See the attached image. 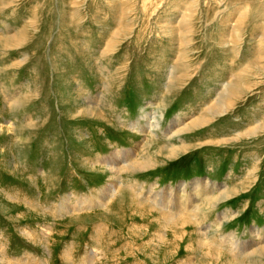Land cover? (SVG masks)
I'll return each mask as SVG.
<instances>
[{
	"label": "rangeland",
	"instance_id": "374dc122",
	"mask_svg": "<svg viewBox=\"0 0 264 264\" xmlns=\"http://www.w3.org/2000/svg\"><path fill=\"white\" fill-rule=\"evenodd\" d=\"M0 261L264 264V0H0Z\"/></svg>",
	"mask_w": 264,
	"mask_h": 264
},
{
	"label": "bare ground",
	"instance_id": "6f19581e",
	"mask_svg": "<svg viewBox=\"0 0 264 264\" xmlns=\"http://www.w3.org/2000/svg\"><path fill=\"white\" fill-rule=\"evenodd\" d=\"M186 16V15H185ZM90 109H92V108H90ZM90 109H88L87 111H86V113L87 112H90V111H92V110H90ZM224 109V108H223ZM94 110V109H93ZM213 111H214V109H213ZM215 111H217V110H215ZM221 112V111H220ZM89 114V113H88ZM213 114V113H212ZM157 114L155 113V115L154 116H149V115H146V119H147V124H146V126H148V130H151L150 131V133H152V135H155L153 132H155L156 130H159L160 131V122H162L163 121V115H161L160 116V120H156V118H155V116H156ZM211 115V114H210ZM144 118V117H143ZM98 119H99V117H98ZM201 119V118H200ZM151 120H154V123L151 121ZM137 124H139V123H136V125ZM175 124H177V123H175ZM180 124V123H179ZM178 124V125H179ZM189 124V123H188ZM173 125H174V123H173ZM141 126V125H140ZM191 127V126H190ZM157 128V129H156ZM179 128V127H178ZM192 128V127H191ZM173 129V127H171L170 128V130H172ZM189 129V127H185V129H183V130H188ZM178 130H180V129H178ZM183 130H181V131H177L178 133H182V131ZM156 133V132H155ZM156 136V135H155ZM173 136V135H172ZM131 152H126V151H118V152H114L113 154H111V155H109L108 157H103V159H101V158H98L97 159V161H98V163L99 164H102L103 166H107V168H108V170H109V172L111 173V181H109L108 183H107V185L101 190V201H102V203H100V205L101 206H103V208H108V207H110L111 206V201L113 200V199H115L116 198V196L117 195H119L120 197H121V193H122V191H123V189H121V182H120V177H121V175H122V172L123 171H125L126 169L128 170V171H130V170H141L143 167H141L142 166V164L141 163H139V162H136L135 164H130L131 162H129L130 161V158H131V154H130ZM135 162V161H134ZM124 165V166H123ZM106 171V170H105ZM126 172V171H125ZM105 173V172H104ZM211 183L210 182H206L205 183V187H203V188H205L206 190H204L203 192L201 191V193L198 195V196H201L202 198L200 199V200H198L197 199V201L195 200V196H197V195H195V196H190L189 197V199L187 198L186 199V203H187V205L185 204H182V205H184L183 206V209H176V207H175V205H171L172 206V208H175L174 210H168L165 206L166 205H162L161 207H163V209L165 208V209H167L168 210V214L169 215H171V216H173V217H175V216H177V215H183L184 216V214L185 213H187V215H190L191 213H196V210H197V208H201V207H203V206H201L200 207V205L198 204V202L199 201H201L202 199H205V198H208L214 191V189H212V188H210L209 187V185H210ZM129 187V186H128ZM124 188H126V187H124ZM198 188H200L199 186L198 187H196V189H198ZM202 189V188H201ZM130 190V189H129ZM131 190H133V189H131ZM135 190V189H134ZM203 190V189H202ZM168 192H171V193H168ZM182 193H185V194H187L188 192H187V190L186 189H183L182 191H181ZM161 192H159V193H155V192H152V189H151V191H149V197H148V199L149 200H151L152 202H153V204H151L148 200H145L144 198H141V196L138 194V196L136 195L135 196V198L136 199H133L134 201H137L138 203H139V205L140 206H142V207H144V206H148V207H150L151 208V210H153V211H156V209H154V206H155V204H158V203H162V201H160L158 198H157V196L160 194ZM167 193V194H166ZM136 194V193H135ZM164 194H166V199H165V201L168 199V198H170V199H173V193H172V191H167V192H164ZM177 196H179V193L177 194ZM212 196V195H211ZM223 196V195H222ZM221 197V196H220ZM214 198V197H213ZM120 199V198H119ZM215 199V198H214ZM220 199V198H219ZM225 199H227V198H225ZM206 200H209V201H211V202H214V201H212V200H210V199H206ZM119 201V200H118ZM117 201V202H118ZM124 201V200H123ZM208 201V202H209ZM91 202H93V201H91ZM207 202V203H208ZM211 202H210V204H211ZM95 203H97V202H95ZM94 202H93V204H90V208H92L93 206L92 205H94L95 204ZM173 202L172 201H169L168 203H167V206H169V204H172ZM218 203V200L217 201H215L214 203H213V205L215 206L216 204ZM79 204V203H78ZM82 204V205H81ZM81 204H79L78 206L79 207H81V206H83V204H85V203H81ZM113 205H115V203L113 204ZM159 205V204H158ZM209 205V204H208ZM160 206V205H159ZM114 208V207H113ZM83 209V208H82ZM110 210V209H109ZM76 211H77V209H76ZM121 211V210H120ZM199 211H200V209H199ZM111 212V211H110ZM123 212V211H122ZM156 212H158V211H156ZM161 212H162V209H161ZM112 213V212H111ZM197 213H198V211H197ZM201 213V212H200ZM203 214V213H202ZM195 216H196V214H195ZM206 216V215H205ZM225 218H226V216H224ZM176 218V217H175ZM172 219H174V218H172ZM191 222V221H190ZM48 230V229H47ZM49 232V231H48ZM47 232V233H48ZM202 235V234H201ZM244 251V250H243ZM89 259L90 260H94V256L93 255H90V257H89ZM92 261H90L91 263H89V264H92ZM1 262V261H0ZM2 263V262H1ZM93 263H94V261H93Z\"/></svg>",
	"mask_w": 264,
	"mask_h": 264
}]
</instances>
